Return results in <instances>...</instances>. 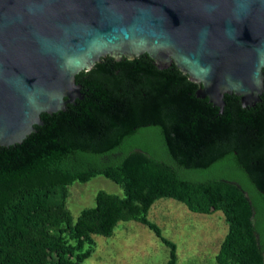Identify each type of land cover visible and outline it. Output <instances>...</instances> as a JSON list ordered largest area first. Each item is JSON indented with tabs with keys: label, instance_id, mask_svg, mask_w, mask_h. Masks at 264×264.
<instances>
[{
	"label": "trees",
	"instance_id": "1",
	"mask_svg": "<svg viewBox=\"0 0 264 264\" xmlns=\"http://www.w3.org/2000/svg\"><path fill=\"white\" fill-rule=\"evenodd\" d=\"M75 83L81 99L41 114L20 144L0 147V264H78L89 251L75 254L63 232L90 244L89 235L129 220L150 230L175 264L174 245L145 217L158 199L222 214L216 264H264V93L245 108L224 95L219 112L173 64L158 70L146 55L100 58ZM143 134L157 137L164 159L137 143ZM95 175L119 185L122 197L97 192L94 207L72 222L68 186Z\"/></svg>",
	"mask_w": 264,
	"mask_h": 264
},
{
	"label": "water",
	"instance_id": "2",
	"mask_svg": "<svg viewBox=\"0 0 264 264\" xmlns=\"http://www.w3.org/2000/svg\"><path fill=\"white\" fill-rule=\"evenodd\" d=\"M146 55L252 107L264 93V0H0V147L20 144L41 114L81 99L75 76L100 58Z\"/></svg>",
	"mask_w": 264,
	"mask_h": 264
},
{
	"label": "rangeland",
	"instance_id": "3",
	"mask_svg": "<svg viewBox=\"0 0 264 264\" xmlns=\"http://www.w3.org/2000/svg\"><path fill=\"white\" fill-rule=\"evenodd\" d=\"M137 143L157 158H165L157 137L143 134L137 138ZM220 174L242 185L231 171L224 169ZM184 178L201 180L190 174ZM97 192L122 197L121 187L101 175L81 183L75 181L68 186L65 208L72 222L81 211L94 207ZM145 217L158 227L165 240L174 245L175 264H216L214 256L227 228L220 212L191 213L179 202L158 199L150 205ZM61 237L65 246L72 247L75 254L89 251L78 264H166L168 258V248L145 226L132 220L117 222L108 234L89 235L90 244L84 238H76L72 230L63 232ZM78 240L85 242L83 249L77 246Z\"/></svg>",
	"mask_w": 264,
	"mask_h": 264
},
{
	"label": "flooded vegetation",
	"instance_id": "4",
	"mask_svg": "<svg viewBox=\"0 0 264 264\" xmlns=\"http://www.w3.org/2000/svg\"><path fill=\"white\" fill-rule=\"evenodd\" d=\"M263 257H264V252H263Z\"/></svg>",
	"mask_w": 264,
	"mask_h": 264
},
{
	"label": "crops",
	"instance_id": "5",
	"mask_svg": "<svg viewBox=\"0 0 264 264\" xmlns=\"http://www.w3.org/2000/svg\"><path fill=\"white\" fill-rule=\"evenodd\" d=\"M168 256V255H167Z\"/></svg>",
	"mask_w": 264,
	"mask_h": 264
}]
</instances>
